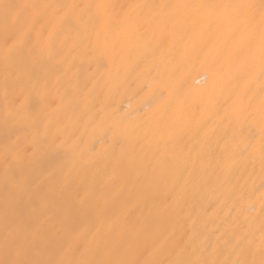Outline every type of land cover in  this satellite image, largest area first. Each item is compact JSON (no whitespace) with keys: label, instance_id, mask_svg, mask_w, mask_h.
Returning a JSON list of instances; mask_svg holds the SVG:
<instances>
[{"label":"bare ground","instance_id":"bare-ground-1","mask_svg":"<svg viewBox=\"0 0 264 264\" xmlns=\"http://www.w3.org/2000/svg\"><path fill=\"white\" fill-rule=\"evenodd\" d=\"M0 264H264V0H0Z\"/></svg>","mask_w":264,"mask_h":264}]
</instances>
